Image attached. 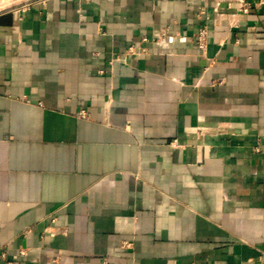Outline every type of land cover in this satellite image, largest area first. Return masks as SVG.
Listing matches in <instances>:
<instances>
[{
    "label": "crops",
    "instance_id": "0c3cea01",
    "mask_svg": "<svg viewBox=\"0 0 264 264\" xmlns=\"http://www.w3.org/2000/svg\"><path fill=\"white\" fill-rule=\"evenodd\" d=\"M263 251L264 0H0V264Z\"/></svg>",
    "mask_w": 264,
    "mask_h": 264
},
{
    "label": "built area",
    "instance_id": "2783aa9c",
    "mask_svg": "<svg viewBox=\"0 0 264 264\" xmlns=\"http://www.w3.org/2000/svg\"><path fill=\"white\" fill-rule=\"evenodd\" d=\"M250 4H245L244 6H242V11L243 12H248L250 9ZM207 28L204 26L199 30L198 36H197V43L199 45V47L201 49H204L205 45H206V39H207ZM143 41H147L146 38H142ZM3 256L5 257V255L3 254ZM262 259L264 261V251L262 252Z\"/></svg>",
    "mask_w": 264,
    "mask_h": 264
}]
</instances>
